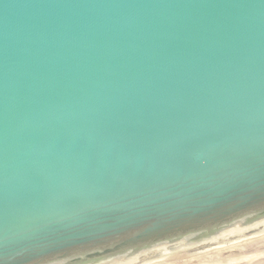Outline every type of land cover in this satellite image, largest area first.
<instances>
[{
	"label": "water",
	"instance_id": "95a60500",
	"mask_svg": "<svg viewBox=\"0 0 264 264\" xmlns=\"http://www.w3.org/2000/svg\"><path fill=\"white\" fill-rule=\"evenodd\" d=\"M0 264H264V0H0Z\"/></svg>",
	"mask_w": 264,
	"mask_h": 264
}]
</instances>
